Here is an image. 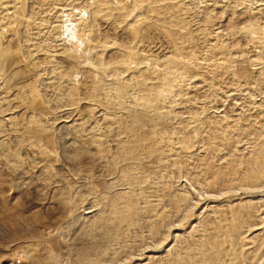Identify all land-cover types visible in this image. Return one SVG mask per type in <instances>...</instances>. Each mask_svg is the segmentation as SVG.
<instances>
[{
	"label": "rangeland",
	"instance_id": "1",
	"mask_svg": "<svg viewBox=\"0 0 264 264\" xmlns=\"http://www.w3.org/2000/svg\"><path fill=\"white\" fill-rule=\"evenodd\" d=\"M94 1L0 0V264H166L170 247L196 250L205 222L207 232L229 235L248 200L258 204L256 223L241 227L239 250L263 247L264 177L253 170L264 168V0H106L129 7L128 18L96 15ZM126 46L135 61L123 77L142 73L148 90L161 86L165 67L184 71L158 107L141 108L134 85L124 88V106L103 103L100 86L113 77L92 63L126 58ZM95 74L104 80L95 84ZM114 116H142L155 134L135 139ZM124 140L138 144L140 164L118 157ZM128 165L137 169L126 179ZM172 193L186 200L173 204ZM109 198L117 211L129 209L127 198L142 210L123 237ZM152 199L169 220L160 241L147 237ZM256 260L232 264H264Z\"/></svg>",
	"mask_w": 264,
	"mask_h": 264
},
{
	"label": "bare ground",
	"instance_id": "2",
	"mask_svg": "<svg viewBox=\"0 0 264 264\" xmlns=\"http://www.w3.org/2000/svg\"><path fill=\"white\" fill-rule=\"evenodd\" d=\"M122 1V0H120ZM109 1H106V0H95L93 2L94 4V11H91L93 13H96V15L99 14V12L101 11V13L106 17V16H109L113 13L114 10H118L119 13L121 16H125V18L127 17V15L129 14V10L127 8L126 5H123V6H120V4H118L117 6H113V5H110L111 8L109 7H105L106 4L108 3ZM116 3H117V0H116ZM24 6V5H23ZM90 6V5H89ZM93 6V5H92ZM40 7V6H39ZM81 7V6H79ZM76 9H78L77 7H75ZM182 8V7H181ZM11 9V7H10ZM58 9V8H57ZM80 9V8H79ZM107 10L106 12L104 10ZM82 10V9H81ZM122 10H124V12H122ZM19 11V10H18ZM39 11V10H38ZM85 11L86 8H85ZM72 12V11H71ZM90 12V10H89ZM88 12V13H89ZM90 12V13H91ZM105 12V13H104ZM40 13V12H39ZM66 13V11H65ZM75 13V12H74ZM78 13V12H76ZM89 13V14H90ZM71 14V13H70ZM88 14V15H89ZM72 15V14H71ZM92 15V13H91ZM101 15V14H100ZM103 15L101 17H103ZM67 16V15H66ZM75 16V15H74ZM79 16V15H78ZM77 16V17H78ZM21 17V16H20ZM28 17V15H27ZM26 17V19H27ZM40 17V16H39ZM54 17V16H53ZM58 17V16H57ZM83 17V16H82ZM87 17V15H86ZM92 17V16H91ZM96 16L94 15V18ZM129 17V15H128ZM127 17V18H128ZM139 17V16H137ZM41 18V17H40ZM72 18L73 20V17H70ZM84 18V17H83ZM88 18V17H87ZM93 18V19H94ZM18 19V18H17ZM65 19V18H64ZM80 19V18H79ZM82 19V18H81ZM80 19V20H81ZM66 20V19H65ZM70 20V19H69ZM78 20V18H77ZM76 20V21H77ZM90 20V18H89ZM126 20V19H124ZM132 20V19H131ZM137 20V19H136ZM18 21V20H17ZM41 21V20H40ZM43 21V20H42ZM74 21V20H73ZM94 21V20H93ZM138 21V20H137ZM166 22V20H164ZM169 21V25L170 26H173L174 24H177L176 20H168ZM45 22V21H44ZM83 22V21H82ZM80 21V23H82ZM88 22V21H87ZM128 24H129V21H127ZM131 22V21H130ZM41 23V22H40ZM47 23V22H45ZM63 22H61L62 24ZM78 22V24H80ZM84 23L86 24V22L84 21ZM84 23H82L83 25H85ZM92 23V22H90ZM5 24V23H3ZM9 24V23H8ZM48 24V23H47ZM58 25L56 26H59V23H57ZM77 24V25H78ZM88 24V23H87ZM133 24V23H132ZM81 25V24H80ZM3 26V25H2ZM42 26V25H41ZM63 26V25H62ZM93 26H96V25H93ZM134 26V25H133ZM140 26V25H139ZM4 27V26H3ZM50 27V26H49ZM60 27V26H59ZM82 27V26H80ZM91 27L90 25H87L86 29ZM129 27V26H128ZM75 28V27H74ZM133 30L135 31V33L138 32V27L135 26V27H132ZM263 28V27H262ZM260 28V32L262 34H264V28L262 29ZM50 29V28H49ZM59 29V28H58ZM73 29V28H72ZM142 29V28H141ZM180 29V28H179ZM65 30V29H64ZM76 30V29H75ZM246 30L248 32H251V33H255V28L250 26V27H247ZM68 32V31H67ZM80 33V32H79ZM85 33V32H84ZM175 33V31H174ZM47 34V32L45 33ZM64 34H65V31H64ZM72 34V33H71ZM77 34V33H75ZM87 34V33H86ZM90 34V33H89ZM176 34V33H175ZM59 35V34H58ZM79 35V34H78ZM78 35H76V37H78ZM88 35V34H87ZM94 35V34H93ZM178 35V34H177ZM184 35V34H182ZM73 36V35H72ZM86 36V35H85ZM91 35H88L87 37L88 38H85L81 45H80V49L82 50L84 48V51H86L85 49L89 50L91 47H87V45L89 46V43L92 42V39L90 38ZM80 37V36H79ZM78 37V38H79ZM48 38V37H47ZM51 38V37H50ZM74 38V37H73ZM77 38V39H78ZM83 39V37H80L79 39ZM44 39V37L42 38V40ZM76 39V38H74ZM115 40V39H114ZM28 41V40H27ZM101 41V40H100ZM23 42V41H22ZM66 43V42H65ZM47 44V43H46ZM98 44V43H97ZM114 42H109V41H103V42H100V46L103 47V49L108 46V45H113ZM50 45V44H49ZM3 46V45H2ZM39 46V45H38ZM44 46H46L44 44ZM43 46V47H44ZM93 46V45H92ZM18 47V46H17ZM36 47H37V44H36ZM49 47V46H48ZM47 47V48H48ZM42 48V47H41ZM95 48V47H93ZM92 49V48H91ZM90 49V50H91ZM96 49V48H95ZM42 50V49H41ZM55 50V49H54ZM67 50V49H66ZM124 50H125V53H126V58H122L121 60H116V61H113V62H110V61H107L105 59H103V56H102V62H99V63H92L94 64L95 66H99L100 68H102L103 70H106L108 67V71L110 72V76L113 77L112 78V83H107L106 85H101L98 84L100 87H102V95H103V103H105L106 105L109 104L110 101L114 102L116 105L118 106H124L126 104V94H125V90L124 88L126 87H129L131 85H134V86H137L138 89L141 91L140 93L138 94H134L132 96L135 97V99L137 100L139 106H141V108H150L152 106H156L158 107V103L163 100L161 99V96H164V95H167V93H171V90H172V87L175 86L177 83H178V80H182L183 78V72H179V71H174L172 72L168 66V68H164L163 71H162V77H163V80H162V84L161 86H157L155 87V89H147L143 86V82L145 80V75H143L142 73L140 74V76H136V73L132 74L131 76H129V79H127L125 76L123 77V72L125 73V69H127V66L129 65V63H131L132 61H135V53L132 51V49L128 46L124 47ZM2 51V50H1ZM20 51V50H19ZM22 51V50H21ZM20 51V52H21ZM29 51V50H28ZM44 51V50H42ZM46 51H50L49 48ZM61 51V50H60ZM63 52V50H62ZM89 52V51H88ZM23 53V52H22ZM34 53V51H33ZM91 53V52H90ZM67 54V53H65ZM75 55V54H74ZM14 56V55H13ZM20 56V55H19ZM7 57V56H6ZM76 57V56H75ZM78 57V56H77ZM21 58V57H20ZM156 58V56H155ZM14 59V58H13ZM55 59V58H54ZM170 59V58H169ZM176 59V58H175ZM16 60V58H15ZM178 60V59H177ZM188 60V59H187ZM54 61V60H53ZM172 61V59H171ZM16 62V61H15ZM57 62V61H56ZM62 62V61H61ZM174 62V60L172 61ZM171 62V64H172ZM55 63V61H54ZM11 64V63H10ZM31 64V63H30ZM33 64V63H32ZM137 64V63H136ZM169 65V64H168ZM9 66V65H7ZM94 66V67H95ZM135 66V65H134ZM148 66V65H147ZM165 66V65H164ZM173 66V65H172ZM53 67V66H52ZM145 67V66H144ZM154 67V66H153ZM60 68V67H59ZM97 68V67H96ZM171 68V66H170ZM180 69V68H179ZM7 70V69H6ZM178 70V69H177ZM38 71V70H37ZM137 71V70H136ZM186 71V70H185ZM25 71H23L24 73ZM105 72V71H104ZM106 73V72H105ZM146 73V72H145ZM77 74V73H76ZM22 75V74H21ZM36 75V74H35ZM57 75V74H56ZM100 76V75H99ZM98 75H94V77L92 78V82H94L95 84L96 83H99L101 82V80H104L103 77H99ZM19 77V76H18ZM32 78V77H31ZM43 78V77H42ZM101 78V80H100ZM147 78V77H146ZM180 78V79H179ZM182 78V79H181ZM19 79V78H17ZM55 79V78H54ZM58 79V78H57ZM133 80V81H132ZM34 81V80H33ZM42 81V80H41ZM59 81V79H58ZM91 81V80H90ZM107 81V80H106ZM109 81V80H108ZM107 81V82H108ZM28 82V81H27ZM54 82V81H53ZM40 83V82H39ZM43 83V82H42ZM45 83V82H44ZM86 83V82H85ZM103 83V81H102ZM89 85V84H88ZM87 85V86H88ZM23 86V84H22ZM28 86V83L27 85ZM95 86V85H94ZM98 86V87H99ZM46 88V87H45ZM174 89V88H173ZM21 90V89H20ZM100 91V90H99ZM50 92V91H49ZM44 93V92H43ZM45 94V93H44ZM43 94V96H44ZM41 98V97H40ZM130 98V96H129ZM155 98V99H153ZM41 100V99H40ZM132 101V100H131ZM42 103V102H41ZM65 104V103H64ZM43 105V104H42ZM110 114V112H109ZM112 114V113H111ZM140 115V114H139ZM37 117V116H36ZM35 117V118H36ZM115 117V116H114ZM115 120L117 123H119L121 125V128L124 129L130 136H133L135 139L143 136L147 133L149 134H155V130L152 128V127H147L146 123L143 122L142 120V116H137L134 120L131 119V121H129V123H122L119 119V117H115ZM10 121V120H9ZM11 122H9L10 124ZM115 123V122H114ZM30 126V125H29ZM2 127V126H1ZM149 129H147V128ZM118 128V127H117ZM120 128V129H121ZM13 129V128H12ZM20 129V127H19ZM5 130V129H4ZM129 138V136H128ZM133 138V139H134ZM164 138V137H163ZM95 139V138H94ZM132 139V140H133ZM141 139V138H140ZM138 139V140H140ZM143 139V138H142ZM115 140V139H114ZM147 140V139H146ZM97 141V140H96ZM100 141V140H99ZM123 141V140H122ZM125 141V140H124ZM87 142V141H86ZM103 142V141H102ZM117 142V141H116ZM129 142V143H127ZM104 143V142H103ZM119 143V142H118ZM123 146H120L119 148H122V151L123 153H120L118 154V157L119 156H127V157H135L137 159V163H139V155H138V150L136 149V142L135 141H125L123 142ZM127 143V144H126ZM105 144V143H104ZM147 144V143H146ZM142 145V144H141ZM101 146V145H100ZM103 147V146H102ZM108 146H106L107 148ZM141 147V146H140ZM111 148V147H110ZM142 148V147H141ZM153 149V148H152ZM65 150V149H64ZM63 150V151H64ZM87 150V149H86ZM111 150V149H110ZM142 150V149H141ZM102 151V150H101ZM155 151V150H154ZM113 152V151H112ZM261 152V151H260ZM79 153H82V152H79ZM85 154L87 152H84ZM107 152H105L106 154ZM114 153V152H113ZM104 154V153H103ZM143 154V153H142ZM91 155V154H90ZM145 156V154H144ZM149 156V155H148ZM101 157V156H100ZM105 156L103 155L102 158H104ZM111 157V156H110ZM121 158V157H120ZM112 159V158H111ZM123 159V158H122ZM91 160V159H90ZM117 159H115L116 161ZM114 161V160H112ZM93 163V162H92ZM117 164V163H116ZM125 166V164H124ZM123 166V167H124ZM94 167V166H93ZM107 167V166H106ZM88 168V167H87ZM125 168V167H124ZM89 169V168H88ZM87 169V170H88ZM137 168L134 167V166H129L128 165V168L123 172V175L126 179H128L129 176H132V171H135ZM79 170V168H78ZM91 170V169H90ZM89 170V172H90ZM131 170V171H130ZM140 169H138V172L142 173V171H139ZM218 170V169H217ZM86 171V170H85ZM84 171V172H85ZM81 172V171H80ZM121 172V171H120ZM254 172V176L256 175L257 178L263 176L264 177V168L262 169H254L253 170ZM222 173V172H221ZM252 174V173H251ZM249 176V175H247ZM137 177V176H136ZM244 178V177H243ZM247 178V177H246ZM249 179V178H248ZM247 179V180H248ZM256 180V179H255ZM254 180V181H255ZM241 181H242V178H241ZM244 181V180H243ZM259 181V180H258ZM257 181V182H258ZM264 181V180H262ZM205 184V183H204ZM243 182L241 183V186H242ZM246 184V182H245ZM244 184V185H245ZM254 184V183H253ZM252 184V186H253ZM257 184V183H256ZM254 184V185H256ZM250 185V184H249ZM248 184L245 185V186H249ZM258 185H259V182H258ZM257 186V185H256ZM251 187V185H250ZM231 188V187H230ZM238 188V187H237ZM221 189H219L220 191ZM223 190V189H222ZM183 191V190H182ZM216 193V192H215ZM170 195V194H169ZM184 196V195H183ZM181 194H175V193H172L170 195V202L173 203V204H177L179 205V200L181 199V197H183ZM188 196V195H187ZM68 198V197H67ZM71 200V199H70ZM109 209L107 211V213L109 212H113L115 213V217H116V223L114 222V224H117L120 225V223H122L120 225V230L121 233L119 236L123 237L125 233V229H124V226L126 225H129V224H137V221L136 219H133V216H136V214H140V212H142L141 208H138V212L135 211V208L133 207V201L129 198H127V206L129 209L125 210V211H117L118 208L117 206L115 205L114 203V200L113 198H109ZM153 200V199H152ZM183 200L185 201L186 199H184L183 197ZM64 201V200H63ZM169 201V200H168ZM181 201V200H180ZM247 201V200H246ZM249 201V200H248ZM246 202V203H243L244 204V208L246 211H244V213L242 215H240V217H236V219L238 220V223H234L231 227V230H230V234L229 235H226L225 237L223 238H220V236L217 235V231H214V232H211L209 233V231L207 232L208 230V223L205 222L204 224H201L203 225L202 229H203V232H204V237L202 239H199L198 240V245L194 248H196L195 251H193V249H190L188 245H185V244H180L179 246L177 247H170V258L168 259V261L166 262V264H232L234 263V261L236 259H242V258H249V259H253L255 257H257V260L256 261H259L260 258L262 256H264V231L261 233V236L258 238V240L261 242L259 246L263 245V247H259V248H255L254 250H252L251 252H249V254H244L242 253L239 249H241V246L239 245L238 243V236L241 231V227L249 222V226L253 225V223L255 224L256 222H253L251 221V217L255 215L254 211L256 210V206L255 204L257 203H252L251 201L249 202ZM262 201V200H261ZM189 202V201H187ZM147 203L149 204L148 206L146 207H149L148 210L149 211H153V215L156 216V218L154 217H151L152 215H150L149 217V220H150V225H147V230L149 232L148 236L150 238V240L152 241H160V238L159 236L161 235H164V231H163V228L166 227V224L169 222V220L167 219V216L165 213H160L159 214V211L155 210V204H157L154 200L150 203L147 201ZM170 203V204H171ZM259 203V202H258ZM189 204V203H188ZM241 204V203H240ZM239 204V205H240ZM238 205V206H239ZM236 206V205H235ZM258 206V204H257ZM263 206V204H262ZM158 207V206H157ZM181 207V206H180ZM189 207V206H188ZM145 208V207H144ZM160 208V207H159ZM234 208V207H233ZM237 208V207H236ZM236 208H234L233 210V213H237L236 211H238V208L236 210ZM259 208V207H258ZM171 209V208H170ZM183 209V208H182ZM155 210V211H154ZM172 210V209H171ZM184 210V209H183ZM163 212V211H162ZM103 213H106V212H103ZM104 215L102 217V219L104 221H107L108 219H110L107 215ZM263 213V212H262ZM135 214V215H134ZM138 214V215H139ZM152 214V213H151ZM254 214V215H253ZM137 215V216H138ZM182 215V214H181ZM140 216V215H139ZM187 216V215H186ZM258 217V216H257ZM136 218V217H135ZM208 218V217H207ZM185 219V218H184ZM201 218H199V221L200 223H202V220L200 221ZM256 219V218H255ZM205 220V219H204ZM251 221V222H250ZM255 221V220H254ZM253 222V223H252ZM109 223V222H108ZM111 223V222H110ZM106 224V223H105ZM196 226L197 223L195 224ZM168 226V225H167ZM169 227V226H168ZM194 227V225L192 226ZM195 228V227H194ZM199 228V227H198ZM218 228V226L215 227V229ZM190 229H193V228H190ZM197 229V228H196ZM200 230V229H199ZM217 230V229H216ZM192 231V230H191ZM195 231V229L193 230ZM51 232V231H50ZM168 232V231H167ZM189 233V232H188ZM201 234V233H200ZM128 235V234H127ZM168 235V234H167ZM178 235V234H177ZM182 235V234H180ZM189 235V234H188ZM183 236V235H182ZM202 236V235H201ZM197 237V235H196ZM195 237V238H196ZM146 238V237H145ZM197 238V239H198ZM117 239V238H116ZM129 239H130V236H129ZM132 239V238H131ZM148 239V238H147ZM177 239V238H176ZM175 239V240H176ZM149 240V239H148ZM57 241V240H56ZM55 241V242H56ZM128 241V240H127ZM179 241V240H178ZM190 241V240H189ZM124 243V242H123ZM125 244V243H124ZM176 244V243H175ZM224 244H229V247H224ZM150 245V244H149ZM171 245V244H170ZM174 245V244H173ZM177 245V244H176ZM175 245V246H176ZM68 246V245H67ZM104 246V245H103ZM107 246V245H106ZM125 246V245H124ZM96 248V247H94ZM168 248V247H167ZM167 250V249H166ZM260 250H262L261 254H260ZM260 254V255H259ZM169 255V254H167ZM55 256V255H54ZM117 256V254H116ZM226 256L228 259H226ZM53 257V256H52ZM55 258V257H54ZM117 258V257H116ZM160 259V258H159ZM54 261V260H53Z\"/></svg>",
	"mask_w": 264,
	"mask_h": 264
}]
</instances>
